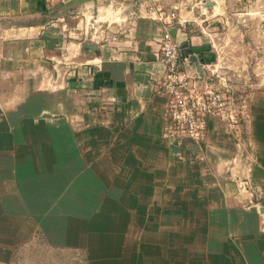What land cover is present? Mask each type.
Masks as SVG:
<instances>
[{
    "label": "crops",
    "instance_id": "crops-1",
    "mask_svg": "<svg viewBox=\"0 0 264 264\" xmlns=\"http://www.w3.org/2000/svg\"><path fill=\"white\" fill-rule=\"evenodd\" d=\"M101 1L117 0H0V20H34L0 25V262L38 233L86 264H264V91L246 112L250 193L217 117L199 141L164 133L158 47L168 31L192 58V21L129 12L68 40L63 13Z\"/></svg>",
    "mask_w": 264,
    "mask_h": 264
},
{
    "label": "rangeland",
    "instance_id": "rangeland-1",
    "mask_svg": "<svg viewBox=\"0 0 264 264\" xmlns=\"http://www.w3.org/2000/svg\"><path fill=\"white\" fill-rule=\"evenodd\" d=\"M101 8L106 10L102 17ZM129 12L131 16L153 17L165 26L192 21L189 32L201 35L204 43L191 52L192 58L184 60L177 44L176 84L190 87L191 94L220 90L224 114L235 119L245 135L248 102L254 91H264V0H117L110 6L101 1L84 18L75 10L63 13L64 32L68 40L100 39L110 21L122 23ZM33 21L4 18L0 25ZM78 22L81 30L76 28ZM83 26L88 29L86 36L79 34ZM0 264H86V259L76 250L50 247L35 233L30 241L15 246L8 261Z\"/></svg>",
    "mask_w": 264,
    "mask_h": 264
},
{
    "label": "built area",
    "instance_id": "built-area-1",
    "mask_svg": "<svg viewBox=\"0 0 264 264\" xmlns=\"http://www.w3.org/2000/svg\"><path fill=\"white\" fill-rule=\"evenodd\" d=\"M177 62V43L168 31H164L158 47V63L162 68L158 81L166 97L164 133L172 139L186 136L199 141L204 135L206 117H217L232 133L234 143L239 147V151L227 163L225 172L242 189L255 192L256 187L249 183L254 158L243 127L224 114L221 107L224 97L220 90L191 94L190 87H179L181 84H176Z\"/></svg>",
    "mask_w": 264,
    "mask_h": 264
},
{
    "label": "bare ground",
    "instance_id": "bare-ground-1",
    "mask_svg": "<svg viewBox=\"0 0 264 264\" xmlns=\"http://www.w3.org/2000/svg\"><path fill=\"white\" fill-rule=\"evenodd\" d=\"M212 8L214 7V3H211Z\"/></svg>",
    "mask_w": 264,
    "mask_h": 264
}]
</instances>
